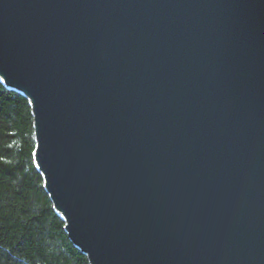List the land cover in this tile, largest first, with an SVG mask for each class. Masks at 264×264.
<instances>
[{"label": "water", "instance_id": "water-1", "mask_svg": "<svg viewBox=\"0 0 264 264\" xmlns=\"http://www.w3.org/2000/svg\"><path fill=\"white\" fill-rule=\"evenodd\" d=\"M0 85L88 264H264V0H0Z\"/></svg>", "mask_w": 264, "mask_h": 264}, {"label": "trees", "instance_id": "trees-1", "mask_svg": "<svg viewBox=\"0 0 264 264\" xmlns=\"http://www.w3.org/2000/svg\"><path fill=\"white\" fill-rule=\"evenodd\" d=\"M34 145L27 101L0 85V264H88L43 189Z\"/></svg>", "mask_w": 264, "mask_h": 264}]
</instances>
